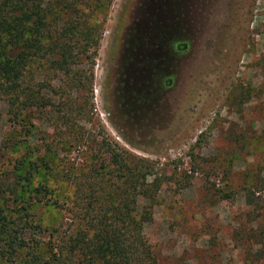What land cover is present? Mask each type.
Wrapping results in <instances>:
<instances>
[{
    "label": "rangeland",
    "instance_id": "374dc122",
    "mask_svg": "<svg viewBox=\"0 0 264 264\" xmlns=\"http://www.w3.org/2000/svg\"><path fill=\"white\" fill-rule=\"evenodd\" d=\"M43 4L58 23L73 17V54L35 68L44 104L23 122L0 94V206L27 219L40 264L84 224L80 204L117 203L108 191L129 192L135 218L150 207L154 264H264V0ZM151 66L153 102L139 93ZM2 247L0 264H29Z\"/></svg>",
    "mask_w": 264,
    "mask_h": 264
},
{
    "label": "trees",
    "instance_id": "16d2710c",
    "mask_svg": "<svg viewBox=\"0 0 264 264\" xmlns=\"http://www.w3.org/2000/svg\"><path fill=\"white\" fill-rule=\"evenodd\" d=\"M73 22V17L69 15L58 23L53 11L46 10L43 0H0V94L8 101L16 122L25 120L24 112L29 104H44V97L36 93L40 82L33 81L31 75L40 66L41 60L62 66L73 54L70 35L77 33ZM61 26L67 35L61 31ZM23 162L17 161V167ZM37 167L36 162L30 161L24 174H16V182L20 179L28 182L32 170ZM132 183L135 188L137 178ZM139 184L146 189L149 187L143 179ZM33 191L40 197L50 196L47 187L41 183ZM18 192L14 187V193ZM128 193H105L103 200L105 196L108 199L112 195L118 197L117 203L111 207L102 202L94 206L92 201L80 204V211L86 218L84 224L75 227L72 236L55 245L48 244L47 248L51 251L56 248V253L47 263L154 264L155 254L143 233L144 224L151 220L150 207L144 205L135 218L128 207ZM139 194L145 196L143 192ZM54 203L57 204V201ZM27 225L26 218L14 221L7 209L0 206L2 252L15 256L25 249L29 264H40L42 259L37 252L39 241L34 242L25 236Z\"/></svg>",
    "mask_w": 264,
    "mask_h": 264
},
{
    "label": "flooded vegetation",
    "instance_id": "af4514ba",
    "mask_svg": "<svg viewBox=\"0 0 264 264\" xmlns=\"http://www.w3.org/2000/svg\"><path fill=\"white\" fill-rule=\"evenodd\" d=\"M127 72H128V70H127ZM151 72H152V66H151ZM153 74H152V76L154 75V77H153V80L152 81H150V85H148V87H150L149 88V90H148V87L146 88V89H144V90H142V91H139V93H140V97L142 96L143 98H147V97H149V102L152 100V102L154 101V98H155V96L154 95H156L157 94V87H156V84H157V80H156V76H155V74L157 73V67H155L154 68V70H153V72H152ZM170 82H169V80H167L166 81V84H169ZM127 86L128 85H124V88L127 90ZM148 90V91H147ZM128 104V106L129 107H131L132 105V103H130V102H128L127 103ZM144 105V101H142L141 102V104H140V106H143Z\"/></svg>",
    "mask_w": 264,
    "mask_h": 264
}]
</instances>
